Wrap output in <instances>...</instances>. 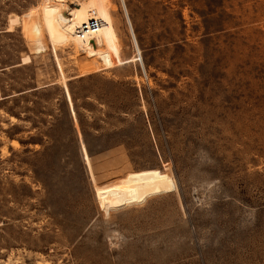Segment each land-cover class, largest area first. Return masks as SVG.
Masks as SVG:
<instances>
[{
	"label": "rangeland",
	"instance_id": "rangeland-1",
	"mask_svg": "<svg viewBox=\"0 0 264 264\" xmlns=\"http://www.w3.org/2000/svg\"><path fill=\"white\" fill-rule=\"evenodd\" d=\"M0 264H264V0H0Z\"/></svg>",
	"mask_w": 264,
	"mask_h": 264
},
{
	"label": "bare ground",
	"instance_id": "bare-ground-1",
	"mask_svg": "<svg viewBox=\"0 0 264 264\" xmlns=\"http://www.w3.org/2000/svg\"><path fill=\"white\" fill-rule=\"evenodd\" d=\"M76 6L70 7L69 5L64 6V12L67 16L68 23L73 25L75 24V20L78 17V9ZM97 24V27L94 28L93 23ZM76 31L78 32V36L82 40V42L85 44L87 43V38L91 37L94 33H103L104 36L106 37V40L110 47L113 50H116L117 44H116V39L115 35L113 32V28L110 24V22L107 19H101L98 17L97 13L95 10H90L89 11V18L86 21H80L78 25L76 26ZM87 45V44H85ZM15 142V141H14Z\"/></svg>",
	"mask_w": 264,
	"mask_h": 264
},
{
	"label": "trees",
	"instance_id": "trees-1",
	"mask_svg": "<svg viewBox=\"0 0 264 264\" xmlns=\"http://www.w3.org/2000/svg\"><path fill=\"white\" fill-rule=\"evenodd\" d=\"M69 91H70V94H71V98L75 101L76 98H75L74 92L71 89ZM84 142H85V145H86L88 154L91 156L92 155V152H91L90 143H89V141H88V139L86 137L84 138Z\"/></svg>",
	"mask_w": 264,
	"mask_h": 264
},
{
	"label": "built area",
	"instance_id": "built-area-1",
	"mask_svg": "<svg viewBox=\"0 0 264 264\" xmlns=\"http://www.w3.org/2000/svg\"><path fill=\"white\" fill-rule=\"evenodd\" d=\"M93 26H94V28H96V27H97V24L94 22V23H93Z\"/></svg>",
	"mask_w": 264,
	"mask_h": 264
}]
</instances>
